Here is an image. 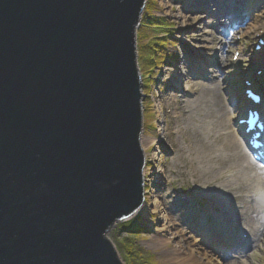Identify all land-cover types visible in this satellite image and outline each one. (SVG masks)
Here are the masks:
<instances>
[{"label": "water", "instance_id": "obj_1", "mask_svg": "<svg viewBox=\"0 0 264 264\" xmlns=\"http://www.w3.org/2000/svg\"><path fill=\"white\" fill-rule=\"evenodd\" d=\"M147 0H0V264H121L144 202Z\"/></svg>", "mask_w": 264, "mask_h": 264}, {"label": "rangeland", "instance_id": "obj_2", "mask_svg": "<svg viewBox=\"0 0 264 264\" xmlns=\"http://www.w3.org/2000/svg\"><path fill=\"white\" fill-rule=\"evenodd\" d=\"M226 1L222 0L224 7L226 6ZM230 2L228 0V6ZM191 4V0H147L142 13V21H144V18H160L166 22L165 25L169 29L164 35V32L157 30L152 25L144 30L145 33L143 32L141 38H139V31H137L136 35L138 56L141 53L140 58L138 57V66L141 76L145 77L141 78V94L144 96L142 100L143 130L141 136L156 140L150 146H146V143L141 144L142 151L144 149L143 154H146V157L144 154L146 162L144 171L149 173L146 175V182L144 177L146 185L143 190L144 198L149 204L158 200L162 205L165 201L176 202L175 199H177L183 203L184 208H191L198 213V219L190 218V221L186 223L187 225L184 229L188 231V234H186L188 237H190L188 227L191 228L195 225L197 226V224L200 225L202 223L205 226L202 228L204 232L210 228L213 229L216 226L218 217H221L224 212V208L220 207L219 203H224L226 206L229 204L226 207L229 214L227 217L228 225L232 226L231 228L235 231L234 234L240 238V231L243 228L240 227L241 220H239V213L243 208L241 202L244 200V195L250 191L233 192L232 190L231 192V189H225L226 193L224 195H220L221 192L214 191V188L222 191L220 186L223 185L222 182L224 180L215 179V176L213 178H208L207 175L202 176L200 163L203 161V152L198 140L200 139L199 141L202 143L203 138L201 136H203L207 144L208 135L214 134V129L218 126V123L222 134L226 131L235 132L237 130L234 127L236 126V119L231 120L236 110L235 108L230 109V107L231 105L237 106L243 96L242 78L244 74L252 75L254 72L252 69L253 61L255 62L253 54L250 49L249 52H246V49L247 46L250 47L255 35L254 31H258V29L260 32L264 31V0H249L241 5L243 10L245 8L248 9V13L245 14L244 18V20L249 21L248 24L256 14L258 15L257 12L261 11L262 14H259V27L256 30L251 31L250 28H245L242 31L232 33L234 29L228 25L227 21L224 22L222 30L215 29V27L209 29L212 38L218 36L221 39V44L216 43L215 46L210 43V37L202 33L203 30H206L202 24V19L190 21L188 25H185L179 19L180 14L189 12ZM238 10L241 12L240 7ZM192 11L193 16H198L199 18L204 16L202 12L199 13L196 9ZM239 11H236V17L239 16ZM210 16L214 17L215 15L211 14ZM142 21L141 24L143 23ZM161 33L163 34L160 35ZM230 34H234L232 37L233 44L239 43L240 39L245 38L246 45H239V48L242 49L241 52L246 53L243 54L242 62L238 63V68H233L231 63L237 49L232 47V49L228 50V66L223 71L224 75H222V78L229 82V87L226 86L224 88V92H227L228 96L226 102L223 101V105L225 108L228 107L230 113L222 121L219 119V115H217V118L214 117V114L212 117L209 116L208 112L211 110L204 108L200 103H198L200 106H197V108L190 104L198 98L201 88L191 87L179 90L176 89V86L178 78L187 67H189L188 72L191 75H198V81L205 76V67L212 71V68L207 64L219 62L221 57H223ZM162 40L168 42L164 43ZM153 46L154 48L156 46L155 50L168 56L152 72L147 73L152 65L151 58L159 60L158 54H153V51H151ZM163 48L165 52H163ZM197 50L206 53L207 56H212V58L197 55ZM235 71L236 73L234 74ZM231 76L233 77L231 78ZM192 85L190 84V86ZM189 91L194 94L192 93L193 95L189 96ZM223 123L224 126H222ZM193 130L197 131L198 137L195 134L196 132H192ZM213 139V136H211L210 144ZM145 149L147 150L145 151ZM250 160L252 161L251 157ZM151 175H153L152 178L150 177ZM166 197L167 200H165ZM170 204L167 205L166 203V206L172 210L178 209L176 205ZM154 209L155 207L152 208V211ZM151 215L149 218L147 215H139L115 223L106 234L105 237L114 246L121 264L137 263L135 255L129 254L127 247L124 245L126 240L127 246L133 247L132 252L137 251L140 253L141 258H143L140 259L142 264H144L143 261L145 262L149 258L154 259L153 264H171L170 259L163 254V248L158 242L156 243L158 236L165 235L160 233L163 226L161 219H165L163 207L159 206L158 212ZM132 230H134V233H129ZM226 236H216L218 240L215 243H219L222 238L228 242ZM173 242L176 243L178 240L174 239L167 248H171L175 244ZM252 251L254 252L253 264H264V238L259 247ZM227 253L229 254L231 251H227ZM238 260L241 261V259Z\"/></svg>", "mask_w": 264, "mask_h": 264}, {"label": "bare ground", "instance_id": "obj_3", "mask_svg": "<svg viewBox=\"0 0 264 264\" xmlns=\"http://www.w3.org/2000/svg\"><path fill=\"white\" fill-rule=\"evenodd\" d=\"M230 1H232L233 4L231 2L229 4L232 5L228 6L227 0L225 2L226 6L224 7V2H222V0H191L192 4L189 12L187 14H180L179 19H181L185 25H188L190 21L192 22L196 19H202V24L205 27L204 29H206L205 31L203 30L202 33L210 37V43L213 46H215L216 43L221 44V39L218 36L212 38L209 29L215 27V29L222 30L225 21H227V23H229L228 25L234 29V32L232 33L242 31L245 28H250L251 31L256 30L259 27V14H262L261 11L258 15H255L248 24V20L242 21L244 16L237 20L235 13L236 11H239L238 8L240 7L241 15L243 13V9L240 4L249 0ZM192 8L196 9L199 13L202 12L204 16L201 18L193 16ZM211 14L215 16H210ZM258 32H260L259 29L258 31H254L255 34ZM233 35L234 34L229 35L227 48L219 62L207 64L212 68V71L205 67V76L198 81V75H191L188 72L189 67H187L188 69L185 68L184 72L178 78V84L176 86V89L179 90L191 87L197 89L201 88L198 98L190 104L196 106L197 108V106H200L198 103H200L204 108L206 107L211 110L208 112L209 116L212 117L214 114V117L217 118V115H219V119L222 121L230 113L228 107L226 106L227 108H225L223 105V101L226 102L228 96L226 94L227 92H224V88L226 86L229 87V82L222 78V75H224L223 71L228 66L227 53L228 50L232 49V47H236L237 51H242V49L239 48V45H246L245 41L233 44ZM196 52V54L201 55V57L212 58V56H207L206 53L199 52L198 50ZM212 65H214V67H212ZM190 84L193 85L190 86ZM192 93L193 92L189 91V96L194 94ZM223 93H225L224 96H222ZM247 104L248 102H246L245 99L240 98V103H238L237 106L234 105V107L231 105L230 109L235 108L236 110L232 115L231 120L236 119L237 121L239 116L240 119L243 118L241 115L244 114V109L248 107ZM217 125L218 126L214 129V134L208 135L209 140L211 136L214 138L211 144L209 140L206 144L203 136H201V138H203L202 143L199 141L200 139L198 140L203 152V161L200 163L202 176L207 175L208 178H213L215 176V179L224 180L222 182L223 185L220 186L222 191H218L219 189L217 188L213 189L218 193L221 192L220 195H224V193H226L224 191L225 189H231V192L232 190L233 192L243 190L252 191V193L247 192L244 195L243 202H241V206L243 208L239 213V220H241L240 227H243L244 229L241 228L240 238H238L237 235L234 234L235 231L231 228L232 226L230 227V224L228 225L227 217L229 214L226 207L229 204L226 206L224 203H219L220 207L224 208V212L221 214V217H218L216 226L213 227V229L210 228L206 232L202 229L205 227L203 224H200L198 227L196 225L191 228L188 227L190 231V237H188L186 236L188 231L184 229L187 225L186 223L190 221V218H194V220L198 219V213L191 208H184L183 203L177 199H175L176 202L165 201L162 205V203L158 200L149 204L144 198V202L141 207L129 218L137 217L139 215H147L149 218L152 216L151 214H156V212H158L159 206L163 207L165 219H161L163 226L160 233L165 235L158 236L156 243L158 242L163 248V254L170 259L171 264H253L254 252L252 250L258 248L263 242L264 167L250 160L246 140L242 136L241 130H236L235 132L226 131L222 134L219 123ZM222 126H224V123ZM192 132H196L195 134L198 137L197 131L193 130ZM154 142H156V140L147 138L146 136H141L140 138V145L146 143V146H150L153 145ZM146 150L147 149H145V151ZM148 174V171H143L145 182L146 175ZM150 177L152 178L153 175ZM145 186L146 185L144 183L143 187ZM165 200H167V197ZM172 200H174V198H172ZM166 203L167 205L170 203V205H176L178 209L172 210L166 206ZM154 207L155 209L152 211V208ZM247 232L249 233V237L246 240L242 237V234ZM223 235H227L226 237L228 242L221 237L222 240L216 244L215 242L218 240V237L216 238V236ZM174 239L178 240V242H173L175 244H173L171 248H167L168 245H171ZM227 251H231V253L228 254ZM232 253H234L233 256H231ZM238 259H241V261Z\"/></svg>", "mask_w": 264, "mask_h": 264}, {"label": "trees", "instance_id": "obj_4", "mask_svg": "<svg viewBox=\"0 0 264 264\" xmlns=\"http://www.w3.org/2000/svg\"><path fill=\"white\" fill-rule=\"evenodd\" d=\"M146 19L147 18H144V21H142L143 23L141 24V26H140V28H139V38H141L142 37V34H143V32H144V30L145 29H147V28H149V27H151L152 25L154 26V28H156L157 30H159V31H161V32H164V35L166 34L165 32H167V30L169 29V27H166L167 25H165V21H163L162 19H160V18H158V19H155V18H149V19H147V21H146ZM145 33V32H144ZM169 33V32H168ZM163 33H161L160 35H162ZM144 38V37H143ZM164 43L165 42H168V41H164V40H162ZM153 48V49H152ZM151 48V51H153V54L154 53H157L158 54V56H159V60L157 61V59L155 58V59H153V58H151V63H152V65L150 66V68L148 69V71H147V73L149 72L150 73V71L152 72L158 65H159V63L161 62V63H163L164 62V58H166L167 59V54H163L162 52H160V51H158V50H155L156 49V46H155V48H154V46ZM163 50H164V48H163ZM163 52H165V50L163 51ZM159 53H161V54H159ZM140 54L141 53H139V58H140ZM155 56H157V55H155ZM163 59V60H162ZM160 63V64H161ZM144 77V76H143ZM145 78V77H144ZM133 229H134V227H132ZM133 231V232H132ZM132 231H130L129 233H134V230H132ZM126 242H127V240L125 241V247H127V249H128V252H129V254H134L135 256L134 257H136V259H137V263H135V261H134V263L135 264H142V262H140V259H143V258H141V256H140V253H138L137 251H133L132 252V250H133V247H131V246H127V244H126ZM147 259V258H146ZM143 261V260H142ZM153 261H154V259L153 258H149L147 261H143V263L144 264H153Z\"/></svg>", "mask_w": 264, "mask_h": 264}]
</instances>
